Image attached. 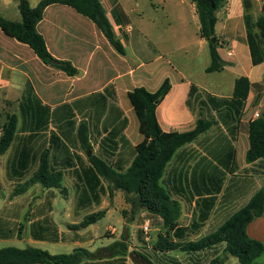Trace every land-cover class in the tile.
<instances>
[{"label":"crops","instance_id":"1","mask_svg":"<svg viewBox=\"0 0 264 264\" xmlns=\"http://www.w3.org/2000/svg\"><path fill=\"white\" fill-rule=\"evenodd\" d=\"M41 1L29 3L35 8ZM100 1L125 55L109 43L95 23L69 6H49L37 26L53 58L69 62L77 70L73 76L45 64L28 45L5 35L0 28V129L9 115L17 117L15 140L0 157L1 247H12L3 245L25 241L26 236L27 248L37 247L57 255L51 249L70 242L74 250L86 249L93 255L84 260L87 264H125L129 246L122 239L114 238V243L124 245L120 253L95 258L114 243L93 252L85 248L91 241L82 232L87 228L75 231L71 226L100 211L105 212L104 218L119 212L125 226L124 215L115 202L109 208L103 207L101 189H109L108 183L94 170L90 158L99 157L119 171L131 165L135 147L144 137L129 93L138 87L156 92L166 79L172 88L157 110L165 132L190 131L201 118L215 121L211 129L176 153L163 178L164 187L181 204L179 228L171 233L174 241L196 242L215 232L264 187V158L246 162L249 124L256 119V113H264V63L253 66L251 62L244 0H227L223 8L228 14L225 23H221V29L219 22L216 25L218 52L226 63L219 73L234 75L229 95L216 92V88L212 91L204 78L197 77L191 69L163 70L158 58H135L134 69L129 53V44L135 37V28L129 22L134 8L125 6L122 0ZM249 1L250 14L257 20L263 14L264 0ZM19 2L0 0V16L21 22ZM138 32L148 39L145 32ZM225 49L228 50L223 54ZM239 77L250 80L251 91L244 108L236 112L229 110L227 103ZM81 138L87 143L83 145ZM44 153L48 154L51 171L63 174L61 189H48L40 183L25 188L38 171ZM69 188L75 189L73 195L69 191L68 196L60 197L55 191L61 193ZM125 201L132 205L127 196ZM5 208L8 212L3 214ZM148 214L160 224L155 229L156 237L149 231L142 238V244L153 248L164 232L162 219ZM109 230L116 232L115 228ZM54 233L59 240L51 239ZM247 233L264 243V214L248 226ZM221 253L225 255L224 244L187 255L194 264H202V259L203 264H207L206 260L212 264ZM256 264H264V255Z\"/></svg>","mask_w":264,"mask_h":264},{"label":"trees","instance_id":"2","mask_svg":"<svg viewBox=\"0 0 264 264\" xmlns=\"http://www.w3.org/2000/svg\"><path fill=\"white\" fill-rule=\"evenodd\" d=\"M194 5L199 19L200 37L209 44L211 64L207 73L221 72L226 63L221 59L216 35L219 22L217 13L226 6L227 0H190ZM54 4L73 8L78 14L91 20L105 35L109 43L122 55H125L123 44L117 39L113 25L100 0H42L32 8L29 0H20L19 11L21 22L7 20L0 16V28L3 33L17 41L28 45L35 54L47 65L54 66L73 76L77 70L69 62L56 61L50 54L44 37L38 32L37 26L43 20L45 10ZM244 22L247 31V43L250 49L253 66L264 63V8L263 14L255 20L250 14L251 3L244 0ZM215 39V42H213ZM172 84L166 79L156 92L144 87L135 88L129 93V99L140 123V133L144 140L135 147V157L125 171L108 164L103 159L92 156L90 161L98 175L108 183L110 194L121 191L133 207L146 210L162 219L163 234H160L153 248L163 254L182 252L186 254L213 249L225 245V254L238 259L240 264H256L257 259L264 255V243L251 238L247 233L248 226L264 214V187L238 212L232 215L215 232L196 242L179 243L174 241L171 233L180 225L182 214L181 204L174 200L162 181L169 163L176 153L184 146L196 141L215 125L214 120L201 118L195 128L187 132H165L158 119L159 105L170 93ZM251 91V83L247 77L235 80L231 101L227 103L229 110L239 112L244 108ZM17 132V117L9 115L0 136V157L11 147ZM84 144L87 141L81 138ZM264 158V113L249 124V149L246 162L254 163ZM63 174L52 172L48 154L41 157L40 166L35 175L27 182L25 188L40 183L48 189H61ZM95 190V189H93ZM105 216L104 211L92 213L85 217L79 225H73L75 231L96 224ZM55 234V233H54ZM51 237L59 240L57 234ZM124 247L116 242L107 249L100 251L95 258L115 256ZM108 254V255H106ZM93 255L86 249H76L70 254L53 255L39 248L19 249L7 247L0 249V264H87L84 260ZM217 261L213 262L215 264Z\"/></svg>","mask_w":264,"mask_h":264},{"label":"rangeland","instance_id":"3","mask_svg":"<svg viewBox=\"0 0 264 264\" xmlns=\"http://www.w3.org/2000/svg\"><path fill=\"white\" fill-rule=\"evenodd\" d=\"M125 6H133L134 12L130 13V23L135 28L134 39L129 44V53L133 57V68L137 69L135 58L155 60L161 65L163 70L167 71L175 68L178 70L191 69L197 77L204 78L214 91L221 92L224 95L232 93V84L234 75L230 72H215L207 74L204 69L210 64L211 57L209 44L199 36V19L196 14L194 5L190 0H122ZM219 23H225L227 17L225 9L218 11ZM88 21V20H87ZM219 24V25H220ZM222 25L219 29L222 28ZM143 31L147 34L148 39L138 32ZM225 49L223 54H226ZM251 63V62H250ZM141 71H138L139 75ZM221 81V83H218ZM244 161V160H243ZM55 191L60 197L74 194L75 189H64L60 193ZM126 195L122 192H114L110 196V191L106 187L101 189V199L103 207H108L115 202L116 208L124 215V226L122 215L117 212L111 216L99 220L96 224L83 230L87 241L85 248L97 252L99 249L110 246L115 242V237L122 239L128 246L125 264H194L192 258L181 252H173L170 254L157 253L153 248H148L142 244L144 235V226L149 223V235L156 237L160 228V224L154 221L148 212L144 209L133 207L125 201ZM59 211L60 207H56ZM3 210V209H2ZM8 211L5 208L2 213ZM85 218V217H84ZM84 220V219H83ZM81 220V222L83 221ZM80 222V223H81ZM24 224L26 222L23 221ZM115 228L116 232L112 234V230L107 232L108 228ZM154 230V231H153ZM18 232V230H17ZM107 235L109 237L106 236ZM67 238V237H66ZM65 238V239H66ZM27 237L25 236V241ZM24 240L16 243H9L3 246H12L20 249L27 248L29 245ZM153 241L151 240V246ZM0 248H5L1 247ZM37 248V247H36ZM76 247L70 242H61L51 249L55 254L72 253ZM148 248V249H146ZM108 255V254H106ZM108 257V256H107ZM203 264V259L199 260ZM217 264H240L237 258L229 257L224 253L217 256ZM209 264V260H206Z\"/></svg>","mask_w":264,"mask_h":264},{"label":"built area","instance_id":"4","mask_svg":"<svg viewBox=\"0 0 264 264\" xmlns=\"http://www.w3.org/2000/svg\"><path fill=\"white\" fill-rule=\"evenodd\" d=\"M228 56L230 57V56H232V52H228ZM260 115L261 114H259V113H256L255 114V118L257 119V118H259L260 117ZM2 135V129H0V136ZM149 223H147V224H145V226H144V232L145 233H148L149 232Z\"/></svg>","mask_w":264,"mask_h":264},{"label":"water","instance_id":"5","mask_svg":"<svg viewBox=\"0 0 264 264\" xmlns=\"http://www.w3.org/2000/svg\"><path fill=\"white\" fill-rule=\"evenodd\" d=\"M213 42H215V39H213Z\"/></svg>","mask_w":264,"mask_h":264}]
</instances>
